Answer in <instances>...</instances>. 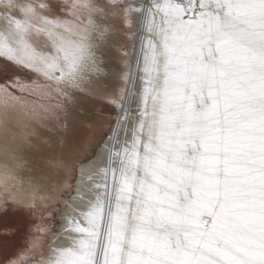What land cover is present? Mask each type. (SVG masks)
Returning <instances> with one entry per match:
<instances>
[{
	"label": "snow or ice",
	"instance_id": "obj_1",
	"mask_svg": "<svg viewBox=\"0 0 264 264\" xmlns=\"http://www.w3.org/2000/svg\"><path fill=\"white\" fill-rule=\"evenodd\" d=\"M115 31L136 43L112 89ZM0 60L20 70L0 80V264H264V0H0ZM100 95V179L49 244V197L16 170L58 167Z\"/></svg>",
	"mask_w": 264,
	"mask_h": 264
},
{
	"label": "bare ground",
	"instance_id": "obj_2",
	"mask_svg": "<svg viewBox=\"0 0 264 264\" xmlns=\"http://www.w3.org/2000/svg\"><path fill=\"white\" fill-rule=\"evenodd\" d=\"M127 41V35L123 31H115L113 33V38L109 42L107 48L104 53V61L106 64V71L108 73L107 82L112 89H117L121 86L122 81L120 79L122 68L120 64L125 60L119 51V46ZM110 93H105L107 95ZM103 101V95L96 97V106L93 109L95 113V125L90 128V131L96 130L98 126H103L105 124L104 115L101 114L102 108L105 106ZM14 118L18 120L21 126H29L31 125L30 117L24 113L17 111L13 114ZM29 117V118H28ZM84 125H81L74 139H71L67 146L63 149L62 153L58 154V161L60 166L55 167L50 170H46V174L41 176L39 173L34 172L32 170L31 164L27 163L29 167H27L28 172L25 174L26 177L23 179L18 178L17 184L20 186V192L22 195L31 194L34 187L37 185H43V189L41 191L42 195H46L49 197V206L51 207L54 203H59L62 206V213L60 215V225L57 229L58 233L50 235L51 244L53 239H56L61 231L63 225V216L67 212L71 211L72 208L81 204L79 200V195H86L89 188L92 186L93 181L99 180L100 177L98 175L99 170L104 166L106 161V144H107V136L102 141L101 145L97 148L94 156L89 160L79 163L77 170V179L73 185L74 195L70 200L62 198L60 193V189L67 185L69 181L68 172L70 170V163L74 161L78 154L84 151V149L88 145L89 134L83 129ZM26 145L21 144L17 149V155L22 151ZM28 152V151H27ZM22 153H24L22 151ZM28 153H32V150H29ZM22 155V154H21ZM21 157V156H20ZM28 161L33 160L32 157L26 159ZM13 163L11 159L5 158L3 145L0 144V165L4 163ZM26 164V165H27ZM26 166H24L25 168ZM20 170V169H19ZM25 170V169H23ZM18 172V170H16ZM20 173V171H19ZM91 178V179H90Z\"/></svg>",
	"mask_w": 264,
	"mask_h": 264
},
{
	"label": "rangeland",
	"instance_id": "obj_3",
	"mask_svg": "<svg viewBox=\"0 0 264 264\" xmlns=\"http://www.w3.org/2000/svg\"><path fill=\"white\" fill-rule=\"evenodd\" d=\"M134 31V30H133ZM136 43L134 37L132 35H127V41L125 43H123L121 46H119V51L121 53V56H123L125 58V60L120 64V67L123 69L125 66V61H131L133 55H134V51H133V44ZM127 52L128 56L125 57L124 53ZM4 62L2 60H0V67H3ZM20 70L15 68L13 65L8 64L7 67L5 68V70L3 72H0V80H2L4 78V76H11L14 72H19ZM21 75H25L24 73H21ZM103 103L105 104V106L102 108L101 110V114L104 115L105 118V124L103 126H98L96 128V130L94 131H90V128L92 126L89 125V123H85L84 125V130L89 134V138H88V145L87 147L84 149L83 152H81L80 154H78L77 158L72 161L70 163V170L68 172V177H69V181L67 182V185H65L64 187H62L60 189V195L62 198L68 199L70 200L72 198V196L74 195V190H73V185L77 179V166L79 163L85 162L87 160H89L90 158H92L97 150V148L101 145L102 141L105 139V137L108 133V130L110 128V126L115 122V118H116V112L113 109L112 105H110L109 103H107V101H103ZM29 118V117H28ZM22 150L24 153H22V151L19 153V157L21 156L22 159H29L30 157L34 158V153L32 152L31 154L28 153L29 152V148L26 146ZM28 151V152H27ZM22 154V155H21ZM27 164V163H26ZM24 165L26 166L24 168L21 167L18 170V172H16V176L17 179L21 178L23 179L24 177H26V173L28 172L27 167H29V165ZM60 166V163H59ZM25 169V170H23ZM20 171V173H19ZM24 176V177H23ZM62 213V206L59 203H54L51 206V212L50 213H46V218H48L51 222L52 228L51 231L49 233V239H50V235L56 234L58 233L57 229L60 225V215ZM48 239V243L50 242V240ZM7 243V248L6 250L11 252V251H15L17 248V245L20 243L19 240H9L6 242Z\"/></svg>",
	"mask_w": 264,
	"mask_h": 264
}]
</instances>
